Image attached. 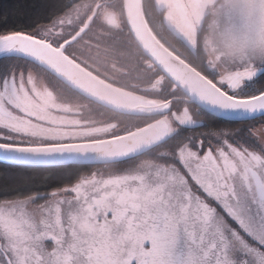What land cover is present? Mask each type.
<instances>
[{
  "label": "snow or ice",
  "instance_id": "snow-or-ice-1",
  "mask_svg": "<svg viewBox=\"0 0 264 264\" xmlns=\"http://www.w3.org/2000/svg\"><path fill=\"white\" fill-rule=\"evenodd\" d=\"M0 264H264V0H0Z\"/></svg>",
  "mask_w": 264,
  "mask_h": 264
}]
</instances>
